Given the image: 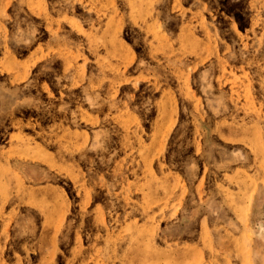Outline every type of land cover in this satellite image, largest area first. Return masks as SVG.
Masks as SVG:
<instances>
[{
    "label": "rangeland",
    "instance_id": "374dc122",
    "mask_svg": "<svg viewBox=\"0 0 264 264\" xmlns=\"http://www.w3.org/2000/svg\"><path fill=\"white\" fill-rule=\"evenodd\" d=\"M0 264H264V0H0Z\"/></svg>",
    "mask_w": 264,
    "mask_h": 264
}]
</instances>
